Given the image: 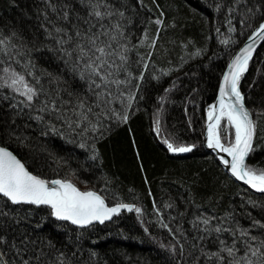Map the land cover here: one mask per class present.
Returning <instances> with one entry per match:
<instances>
[{"label": "snow or ice", "instance_id": "snow-or-ice-1", "mask_svg": "<svg viewBox=\"0 0 264 264\" xmlns=\"http://www.w3.org/2000/svg\"><path fill=\"white\" fill-rule=\"evenodd\" d=\"M235 3L236 11L243 8L238 20L242 27L237 29L229 19L228 31L244 35L246 42L236 50L232 45H239L238 36L221 41L232 51L221 70L218 95L207 106L205 142L233 177L264 193V166L248 163L257 147L258 132L264 139L260 128L264 98L259 106L249 107L241 89L257 44L264 42V0ZM142 7L144 0H25L19 21L0 26V264H87L76 255L78 243L76 251L63 244L58 247V241L43 232V222L55 218L83 227L103 223L122 209L142 213L136 204L110 203L95 188L82 189L68 175L49 180L38 170L47 162L33 159L29 164L12 147V141L29 145L27 129L34 125L45 136H79L80 146L89 147L93 159L99 157L96 141L121 125L128 126L131 141L136 143L129 121L134 110H139L152 78H161L150 68L155 66L154 54L166 51L157 47L161 28L153 31L149 27L153 21L157 26L164 21L160 15L141 18ZM233 11L229 4L227 14ZM25 18L36 23L28 25ZM137 22L143 27L137 28ZM216 33L220 34L219 28ZM42 49L59 62L55 71L38 66L35 54ZM203 52L196 48L189 58ZM183 62L182 58L174 67L179 69ZM177 83L178 78L163 89L158 100L166 101ZM161 111L162 105L154 113L157 135L161 133ZM162 140L170 153H186L196 147L175 136H162ZM136 155L143 167L139 149ZM64 163L60 159L58 167ZM247 203L261 208L260 218L245 210L248 223L244 224L237 218L235 206L220 215L194 214L190 223L195 235L179 225L174 231L161 218L162 226L175 238L174 243L163 246L176 264H264V204L250 198ZM41 208L45 214L34 223Z\"/></svg>", "mask_w": 264, "mask_h": 264}, {"label": "trees", "instance_id": "trees-1", "mask_svg": "<svg viewBox=\"0 0 264 264\" xmlns=\"http://www.w3.org/2000/svg\"><path fill=\"white\" fill-rule=\"evenodd\" d=\"M229 4L234 9L232 14H227ZM144 5L139 8L141 18L160 15L164 21L160 26L153 21L149 27L153 31L161 28L157 47L166 51L164 55L159 51L154 54L155 66L150 65V68L161 78L159 81L152 78L149 91L138 105L139 110H134L129 121L136 143H132L127 125L115 128L104 139L96 141L99 157L95 159L89 147L80 146L79 136L65 138L55 133L45 136L41 127L35 125L27 129L29 145L18 146L12 141L13 150L28 159L29 164L33 159L47 162L41 163L38 170L49 180L68 175L82 189L92 187L100 191L110 203L122 201L143 209L141 214L134 209L120 212L108 222L86 227H76L55 218L43 222V232L58 241V247L63 244L76 251L74 245L78 243L80 250L76 255L87 264H176L163 246L174 243L175 238L162 226L161 218L174 231L179 225L195 235L190 223L194 214L220 215L235 206L237 218L247 224L245 210L257 218L261 212L259 206L248 204V199L264 204V195L252 194L236 183L215 157L204 150L201 142L205 108L215 98L227 53L232 48L237 49L246 38L239 32L228 31L229 19L237 29L242 27L238 23L242 6L236 11L235 0H144ZM24 7L25 0H15V3L0 0V26L8 21L17 23ZM25 22L36 23L30 18H25ZM136 27L143 26L137 22ZM216 28L220 29L219 35ZM245 31L250 33L248 29ZM230 36H238L239 45L229 48L221 42ZM196 48L204 52L189 58V53ZM182 58V67L176 69L174 66L181 64ZM35 60L39 67L49 71H55L59 63L47 49L38 51ZM167 68L173 69L171 73L161 72ZM177 78V86L170 91L169 98L159 101L163 89ZM241 89L246 93L249 107L259 106L264 98V42L250 61ZM161 105V133L157 135L154 113ZM260 128L264 130V119ZM261 134L258 132L257 147L248 158V163L258 167L264 166ZM162 136H175L195 143L196 147L186 153H170ZM137 149L142 154L143 167L141 158L136 155ZM60 159L66 163L58 167ZM72 170H75L74 175ZM156 208H160V212ZM178 212L184 214L181 216ZM44 214L42 208L38 210L33 222L38 223Z\"/></svg>", "mask_w": 264, "mask_h": 264}, {"label": "water", "instance_id": "water-1", "mask_svg": "<svg viewBox=\"0 0 264 264\" xmlns=\"http://www.w3.org/2000/svg\"><path fill=\"white\" fill-rule=\"evenodd\" d=\"M249 35H250V33H249ZM243 42H246V38H245V40H244ZM243 42L240 44V46H242ZM262 43H263V42H260V43L257 44L256 51L258 50V48L260 47V45H261ZM236 50H238V48H237ZM256 51H255V53H256ZM255 53H254V54H255ZM217 95H218V87H217V91H216V94H215V98H216ZM215 98H214V100H215ZM214 100H213V101H214ZM213 101H212V102H213ZM212 102H211V103H212ZM206 120H207V112L205 113V122H204V125H203L202 139H201L202 147L204 148V150L207 151V152H209V153H211V154L215 157L216 161H217V162L219 163V165L223 168V170H224V171H225V172H226V173H227V174H228V175H229V176H230V177H231L236 183L240 184L242 187H244L246 190H248V191L251 192L252 194H255V195H264V193H261V192L258 191V190L252 189V188H251L249 185H247L245 182L240 181L238 178L233 177L232 174L228 171L227 166H225V165L223 164V162L219 160V157L216 155L215 150L208 148V146H207V144H206V142H205ZM224 155H226V154H224ZM121 212H131V211H129V210H127V209H122ZM117 214H119V213H117ZM117 214H114L113 217H115ZM113 217H112V218H113ZM112 218H111V219H112ZM111 219H109V220H105L104 222H108V221H110ZM65 222H67V223H69V224H71V225H73V226H76V227H81V226L74 225V224H72L71 222H68V221H65ZM104 222H103V223H104ZM94 223H99V224H101L100 222H93L92 224H94ZM88 226H89V225H88ZM83 227H86V226H83Z\"/></svg>", "mask_w": 264, "mask_h": 264}, {"label": "bare ground", "instance_id": "bare-ground-1", "mask_svg": "<svg viewBox=\"0 0 264 264\" xmlns=\"http://www.w3.org/2000/svg\"><path fill=\"white\" fill-rule=\"evenodd\" d=\"M221 78V77H220ZM208 106V105H207ZM207 106H206V108H205V113L207 112ZM132 211V210H131Z\"/></svg>", "mask_w": 264, "mask_h": 264}]
</instances>
